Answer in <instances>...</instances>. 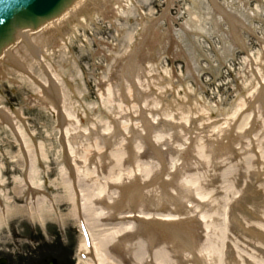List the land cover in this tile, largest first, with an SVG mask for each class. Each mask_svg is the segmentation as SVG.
I'll return each mask as SVG.
<instances>
[{
    "label": "bare ground",
    "instance_id": "obj_1",
    "mask_svg": "<svg viewBox=\"0 0 264 264\" xmlns=\"http://www.w3.org/2000/svg\"><path fill=\"white\" fill-rule=\"evenodd\" d=\"M118 2L77 0L39 30L20 32L17 43L0 56V78L7 71L38 85L40 94L33 102L54 114L62 113L63 132L76 120L67 109V93L58 74L44 64L42 56L45 49H54L57 41L69 36L73 25H83L84 17L91 20L87 10L106 18ZM213 4L235 26L250 30L254 13L248 0H239L240 7L234 11ZM212 16L217 24L219 19L214 13ZM143 25L145 38H149L154 24L147 21ZM190 28L187 22L172 37L183 47L188 72L195 75L197 57L188 46ZM235 43L234 47L226 43L220 57H232L242 48L239 40ZM163 54L166 52L147 62L155 64ZM136 63L132 60L124 67L129 86L118 90L120 100L133 102L137 110L129 126L123 127L115 119L107 133L91 126L93 132L87 136L98 144V151L89 154L82 167L74 148L67 141L64 145V162L69 166L61 168V175L70 212L59 220L79 219L84 237L78 252L90 258L91 264H264V182L259 183L264 177V70L257 73V88L245 98L236 117L240 119L236 138L243 134L244 148L236 143L228 150L229 145L222 141L229 142L225 136L233 129L234 119L219 131L222 141L215 146L204 139L205 131L198 132L202 127L197 121L183 125L175 117L163 119L157 111L147 109L154 95L142 87L148 65L139 63L134 75ZM164 101L170 105L169 97ZM4 113L17 131V112L5 109ZM246 150L253 154L241 156ZM26 187L35 197L27 207L14 211L43 225L40 209L49 202L32 186L30 174ZM52 209L51 204L49 212ZM10 213L8 208L0 210V220L8 219ZM48 217L46 214L44 219ZM158 240L163 242L154 244Z\"/></svg>",
    "mask_w": 264,
    "mask_h": 264
},
{
    "label": "rangeland",
    "instance_id": "obj_2",
    "mask_svg": "<svg viewBox=\"0 0 264 264\" xmlns=\"http://www.w3.org/2000/svg\"><path fill=\"white\" fill-rule=\"evenodd\" d=\"M118 1L106 18L87 10L91 20L84 17L83 25L75 22L71 34L57 41L54 49H45L42 56L44 64L58 74L67 93V109L76 120L64 132L65 123L60 125L50 109L33 102L40 94L38 85L2 71L0 110L16 111L19 116L17 131L0 122V210H11L8 219L0 220V260L6 264H41L51 257L63 264H91L90 258L78 252L84 237L79 219L59 220L70 212L61 175V168H67L64 145L67 141L74 148L82 167L89 154L98 151V144L87 136L93 132L91 126L96 125L99 133H107L114 119L129 126L137 110L133 102L120 100L118 90L129 86L124 67L132 60L148 65L142 87L154 95L147 109L163 119L175 117L183 125L197 121L202 127L198 132L205 131L204 139L212 146L221 143L219 131L234 119L233 129L225 136L229 142H222L240 143L238 147L244 148L243 134L236 138L240 120L236 117L245 98L257 88V73L264 70V0H248L254 13L250 30L235 26L214 9L213 2L223 9L238 10L239 0ZM147 21L154 24L149 38L143 32ZM187 22L191 26L188 46L197 57L195 75L188 72L183 47L172 37ZM238 40L241 49L232 57H220L225 45L234 47ZM135 41L142 44L135 46ZM162 52L166 54L157 63L147 62ZM139 63L134 65V75ZM167 97L169 106L164 101ZM253 148L258 150L255 143ZM252 154L246 150L241 156ZM28 174L32 186L49 202L40 209L43 225L14 211L27 207L35 197L26 187Z\"/></svg>",
    "mask_w": 264,
    "mask_h": 264
},
{
    "label": "water",
    "instance_id": "obj_3",
    "mask_svg": "<svg viewBox=\"0 0 264 264\" xmlns=\"http://www.w3.org/2000/svg\"><path fill=\"white\" fill-rule=\"evenodd\" d=\"M74 3L77 0H0V54L19 32L35 31L46 22L51 23Z\"/></svg>",
    "mask_w": 264,
    "mask_h": 264
},
{
    "label": "flooded vegetation",
    "instance_id": "obj_4",
    "mask_svg": "<svg viewBox=\"0 0 264 264\" xmlns=\"http://www.w3.org/2000/svg\"><path fill=\"white\" fill-rule=\"evenodd\" d=\"M42 264H63L61 263L58 259H55V258H52L49 260H43V263Z\"/></svg>",
    "mask_w": 264,
    "mask_h": 264
}]
</instances>
